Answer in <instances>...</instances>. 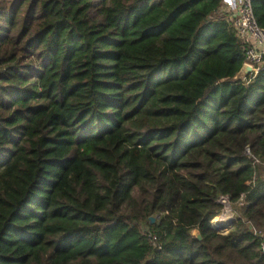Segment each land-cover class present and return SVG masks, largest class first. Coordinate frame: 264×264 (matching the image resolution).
Wrapping results in <instances>:
<instances>
[{"label": "trees", "instance_id": "trees-1", "mask_svg": "<svg viewBox=\"0 0 264 264\" xmlns=\"http://www.w3.org/2000/svg\"><path fill=\"white\" fill-rule=\"evenodd\" d=\"M221 2L0 0V264H264V72Z\"/></svg>", "mask_w": 264, "mask_h": 264}, {"label": "built area", "instance_id": "built-area-1", "mask_svg": "<svg viewBox=\"0 0 264 264\" xmlns=\"http://www.w3.org/2000/svg\"><path fill=\"white\" fill-rule=\"evenodd\" d=\"M231 25L237 37L246 45L244 65L252 68L249 76L255 77L264 72V28L260 27L254 15L251 0H222L221 9L215 14ZM247 76L241 80H246ZM245 156L254 161V165H261V161L255 158L251 151L246 149ZM252 184L249 182L248 185ZM244 195L241 196V201ZM229 198H222L220 204L230 206ZM261 241V249L264 253V231L256 232ZM152 243V239L150 238Z\"/></svg>", "mask_w": 264, "mask_h": 264}, {"label": "water", "instance_id": "water-1", "mask_svg": "<svg viewBox=\"0 0 264 264\" xmlns=\"http://www.w3.org/2000/svg\"><path fill=\"white\" fill-rule=\"evenodd\" d=\"M251 71H252V68H251L250 66L243 65V67H242L241 71L239 72V74L237 75L236 79H237V80H241V79H243L244 77L249 76V75L251 74ZM247 149H248V151H251L250 148H247ZM156 220H157V218L152 217V218H150V223H151V224H155ZM234 224H236V220H235V223H234ZM212 228H213L218 234H220L219 229H215L213 226H212ZM233 228H234V227H233ZM232 230H233V229H231V231H232ZM231 231H229V232H231ZM229 232H228V233H229ZM195 236L197 237L198 240H201V239H202L201 236H200V234H199L198 232L195 234Z\"/></svg>", "mask_w": 264, "mask_h": 264}, {"label": "bare ground", "instance_id": "bare-ground-1", "mask_svg": "<svg viewBox=\"0 0 264 264\" xmlns=\"http://www.w3.org/2000/svg\"><path fill=\"white\" fill-rule=\"evenodd\" d=\"M224 207H225L224 209L226 211H229L230 210V206L228 204H226ZM224 215H225L224 217L217 218V222H219L220 224L217 227H214L215 229H219V231L221 233H223V234H224V231L225 230L229 231V229L231 228V226L235 222L234 219H233V222L232 223L230 222V217H229L230 215L228 214V212H226ZM224 223H227V224L223 225Z\"/></svg>", "mask_w": 264, "mask_h": 264}, {"label": "rangeland", "instance_id": "rangeland-1", "mask_svg": "<svg viewBox=\"0 0 264 264\" xmlns=\"http://www.w3.org/2000/svg\"><path fill=\"white\" fill-rule=\"evenodd\" d=\"M212 18H214V19H215V18H219V16L217 17L216 15H214V16H212ZM224 208H225V207L222 205V210H221L219 216L215 218V221H214L215 226H218V223H219V222H217V218H219V217H220V218H221V217H224V216H225L224 214H225L226 212H228V214L230 215V216H229V217H230V222L232 223V222H233V219H234V221L236 220V223H237L236 214H235V212H234V210H233V205L230 203V210H229V211H226ZM234 223H235V222H234ZM235 225H236V224H233V225L231 226V228L229 229V231H231V229H234L233 227H235ZM229 231L225 230L224 234L221 233V232H220V234H221V235H227ZM196 233H197V232H195L194 234H196ZM225 233H226V234H225Z\"/></svg>", "mask_w": 264, "mask_h": 264}, {"label": "crops", "instance_id": "crops-1", "mask_svg": "<svg viewBox=\"0 0 264 264\" xmlns=\"http://www.w3.org/2000/svg\"><path fill=\"white\" fill-rule=\"evenodd\" d=\"M220 223H218V225H219ZM225 224H227V223H224L223 225H225ZM217 227V226H216Z\"/></svg>", "mask_w": 264, "mask_h": 264}]
</instances>
